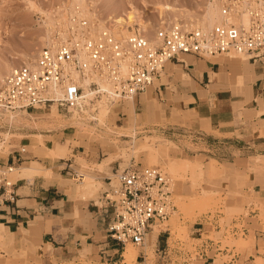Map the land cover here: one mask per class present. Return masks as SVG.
Returning <instances> with one entry per match:
<instances>
[{"label":"rangeland","instance_id":"374dc122","mask_svg":"<svg viewBox=\"0 0 264 264\" xmlns=\"http://www.w3.org/2000/svg\"><path fill=\"white\" fill-rule=\"evenodd\" d=\"M79 1L94 13L89 18L88 14H84L87 28L92 34L108 28L118 36H127L130 32L139 30L158 45L171 25L177 23L184 26H194V23L196 25L198 19H201L206 12L207 3L212 0ZM70 4H74L73 0H0V72L5 73L12 62L16 67L22 65L25 60L32 63L39 51L47 46L44 45V41L48 33L57 41V36H60L59 29H65L61 24L63 13ZM77 5L80 6L78 9H85L79 3ZM131 14H136L140 18L129 19L130 22L123 21L126 25L115 22L119 16L127 18ZM51 18L59 22L51 25ZM139 19L148 22L147 30L140 29ZM123 26L127 28L126 33L122 32ZM228 55L229 53L218 54L215 55L216 57L206 55L202 58L237 62L235 65H239V71L244 75L248 69L245 64L251 59L247 55L235 52ZM167 65L169 62L166 63ZM225 68L229 73L234 69ZM161 75L163 79L159 80L157 77L142 93L144 97L150 98L154 88L160 86L161 82H166L167 77L163 71ZM235 80L239 85L237 87L239 93L247 96L246 85H240L239 77ZM91 88L94 90L95 87ZM172 89H175L173 82ZM83 93H86L85 88ZM103 98L109 106V112L105 116L100 114L98 104ZM127 98L111 99L101 93L94 94L89 105L85 104L84 107L79 106L76 109L58 107L57 104L45 108L11 111L0 109V154L14 150L22 154L21 160L12 166L14 170L11 171L10 167L6 166L0 168V174L8 176V181L15 182L19 177L33 176L37 173L45 172L50 175L52 168L47 167L48 165L54 164V168H57L59 165H65L63 163L67 160L73 161L75 169L84 175L85 180L72 179L71 183L79 189L81 195L87 197L100 190L102 183L96 179L98 176L108 175L112 178L113 185L119 183L117 175L112 170L115 161L121 162L120 169L130 164L157 165L169 173L174 180L173 200L176 209L168 220L155 227V232L151 234L146 246L127 243L126 249L132 246L136 255L131 257L127 254L128 257L126 255L128 251L125 250L126 264H142L145 259L137 258L141 249L146 252L144 264L163 262L164 264H189V262L201 264L204 260L197 246L209 238L214 239L215 242L220 241L222 248L229 246L235 253L251 248L253 240L242 233L233 234L229 225L243 215L244 226H248L247 222L251 220L255 224L260 223L258 225L264 229V197L254 192L252 188V181L255 179L259 181L262 178L252 173L258 169L259 160L255 157L251 158L248 170L240 171L226 159L213 161L212 157L197 155L200 149L196 147L192 155L186 150V147H191L188 141L178 143L158 131L147 130L149 128L146 124L149 121L141 120V116L136 111L131 120V104ZM134 98L135 105L137 96ZM11 113L16 114L20 121L14 120L15 122L11 123L6 117ZM156 121L158 124L162 123L160 119ZM176 122L171 121L168 125L174 126ZM179 122L183 125L189 123L188 116L184 115L183 120ZM145 144L150 145V149L143 148ZM23 148L26 150L22 151ZM49 148H53L54 151H49ZM185 160H197L203 163V175L186 167L183 163ZM28 165H33L35 168L27 171L23 167ZM89 182L92 185L85 187V183ZM246 186H250V194L244 190ZM204 191L208 193L205 194ZM196 221H204L208 226L206 229L208 231L200 235L202 238H197L198 235L194 233ZM159 232L165 233L170 246L178 248L179 252H175L170 261L163 259L162 253L158 251L162 244L156 242ZM2 248L0 237V249ZM213 250L215 264H224L229 256L222 252L216 253L215 248ZM2 259L3 256L0 254V264H3ZM255 264H264V260L257 257Z\"/></svg>","mask_w":264,"mask_h":264},{"label":"crops","instance_id":"0c3cea01","mask_svg":"<svg viewBox=\"0 0 264 264\" xmlns=\"http://www.w3.org/2000/svg\"><path fill=\"white\" fill-rule=\"evenodd\" d=\"M235 64L232 60L189 54L170 61L163 69L166 82L154 88L152 99L140 93L135 105L130 101L131 120L136 111L141 120L149 121L147 130L158 131L178 143L188 141V153L194 155L196 147L200 149L197 155L212 157L213 161L226 159L240 171L248 170L251 158H257L258 169L252 173L262 178L251 183L254 192L264 197V53L246 62V75ZM225 67L234 69L229 73ZM236 77L240 85H246L247 96L239 93ZM184 115L189 123L183 125L179 120ZM157 119L162 123L158 124ZM171 121L178 123L170 126ZM16 152L1 153L0 168L12 167L21 160L22 154ZM63 164L57 168L48 165L52 168L50 175L43 172L19 177L9 185L8 176L0 174L3 264H126V246L107 233L111 211L101 206L112 178L98 176L100 190L85 197L71 183L75 162L67 160ZM120 167L121 162L115 161V175L118 169L122 170ZM249 187L244 190L250 194ZM247 224L245 236L253 240V245L238 253V264H255L257 257L264 260V229L251 220ZM207 228L206 222L196 221L197 238ZM156 242H162L159 251L165 246V233L159 232ZM213 252L209 250V257H203L201 264H215ZM139 257L146 261L143 249L138 252Z\"/></svg>","mask_w":264,"mask_h":264},{"label":"built area","instance_id":"2783aa9c","mask_svg":"<svg viewBox=\"0 0 264 264\" xmlns=\"http://www.w3.org/2000/svg\"><path fill=\"white\" fill-rule=\"evenodd\" d=\"M218 1L220 22L210 29L171 25L158 45L139 30L127 36H118L108 28L92 34L86 19L75 12L67 40L43 47L32 63L17 66L5 77L0 84V108L11 111L53 104L78 106L84 87L73 77V70L105 77L112 85L109 94L118 100L146 91L161 75L166 62L183 55L204 57L235 52L255 60L264 53V0ZM90 86L95 87L96 95L103 92L95 80ZM71 170L73 179H83L77 169ZM116 173L119 183L113 185L110 180L101 200V206L111 211L108 236L122 247L128 242L144 245L153 226L168 220L176 209L174 180L157 165L130 164ZM243 221L241 215L229 225L233 234H245ZM168 240L167 237L159 252L170 261L179 251ZM220 245V241L209 238L197 250L202 257H209V250L215 248L216 253L229 256L224 264H238V253Z\"/></svg>","mask_w":264,"mask_h":264},{"label":"bare ground","instance_id":"6f19581e","mask_svg":"<svg viewBox=\"0 0 264 264\" xmlns=\"http://www.w3.org/2000/svg\"><path fill=\"white\" fill-rule=\"evenodd\" d=\"M73 3L74 4H70V7H68V6H66V9H65V12L63 13L64 15H63V18L61 19V24L62 25H64V30H61V29H59V34H61V36H60V38L59 39H57V41H56V38H54L53 36H51L50 35V33H48V36L45 38V40L46 41H44L45 43H44V45H47V46H55L56 44H58L60 41H62V40H67V35L68 34H66L67 32H68V30L70 29V27L72 26V20H71V16L75 13V12H80L79 14H81V15H83V17H86V16H84V14L86 13V15L88 14L89 16H87L88 18L90 17V15H91V17H92V15H94V13H93V11H91V9H86L87 7L85 6L84 7V4L83 3H81L79 0H73ZM77 3H79V5H81V6H83V8H85V9H78V8H80V6H78L77 5ZM75 5V6H74ZM73 6H74V9H73ZM120 6V5H119ZM137 18V17H139L138 15H136V14H131V15H129L127 18L126 17H120L119 16V18H115L117 21H115V22H117V23H121V24H125V22H123V21H128L129 19H133V18ZM140 18V17H139ZM199 20V22L197 21L196 22V25H195V23H194V26H200V27H202V28H204V29H210L214 24H216V23H218V22H220L221 20H222V11H221V8H220V4H219V1L218 0H212V1H210V2H208L207 3V8H206V12L203 14V17L200 19H198ZM139 21L140 22H138V23H140V29H144V30H147V28H148V22L146 23V21H143V20H141V19H139ZM196 21V20H195ZM55 22L57 23V22H59L58 20H55V19H52L51 18V25L54 23L55 24ZM129 22H130V20H129ZM105 23V22H104ZM107 23V22H106ZM127 23V22H126ZM177 24H179V23H177ZM126 25V24H125ZM101 26V25H100ZM52 27V26H51ZM102 27V26H101ZM49 28V27H48ZM126 29L127 28H124V26H123V33H126ZM65 30H67V31H65ZM98 30V29H97ZM129 30V29H128ZM158 32V31H157ZM141 33L142 34H144L143 33V31H141ZM145 35V34H144ZM146 36V35H145ZM53 37V38H52ZM58 37V36H57ZM153 39V38H152ZM161 40V39H160ZM154 41V40H153ZM157 42V41H156ZM155 43V42H154ZM230 53H232V52H230ZM230 53H229V55H230ZM83 55V54H82ZM228 55V56H229ZM84 57H86V55H83ZM215 56V55H214ZM249 58V57H248ZM168 62H170V61H168ZM14 62H12V64L10 63V65L8 66V69H7V71H5V73L4 72H0V84L3 82V80L5 79V77L4 76H6V75H8L13 69H15L16 68V64L14 63ZM24 63H31L30 61H26L25 60V62ZM24 63H22V64H24ZM167 63V62H166ZM165 66H166V64H165ZM165 68V67H164ZM163 68V69H164ZM163 69H162V71H163ZM3 71V70H2ZM161 71V72H162ZM7 73V74H6ZM72 74H73V77L81 84V85H83L84 86V88H85V92L86 93H82V97L80 98V101H79V105L78 106H73V107H70V109H76V108H78L79 106H82V107H84V105L85 104H87V105H89V103H90V100L93 98V95L95 94L96 95V91L95 90H93L91 87H90V82L92 81V80H95V81H97V82H99V84H100V88H101V90L103 91L102 92V95L103 96H105V95H108L111 99H112V97H111V95L109 94V92L111 91V83L109 82V80H107L105 77H102V76H100V75H98V74H85V75H83L82 73H80L79 71H76V70H73L72 71ZM82 79H83V81H82ZM84 92V91H83ZM106 93V94H105ZM129 101H132V102H134L135 101V98L134 97H128L127 98ZM98 104H99V107H100V114L101 115H106L108 112H109V106L105 103V101H104V98L102 99V100H99V102H98ZM57 107V106H56ZM51 108V107H50ZM1 109V108H0ZM52 109V108H51ZM53 109H55V108H53ZM99 112V111H98ZM100 115V116H101ZM6 117H8V119H9V121H11V123H12V121H14V120H19L18 119V117H17V115L16 114H14V113H11L9 116H6ZM7 119V118H6ZM21 119V118H20ZM20 121V120H19ZM18 121V122H19ZM15 122V121H14ZM7 135V134H6ZM143 148H145V149H150V145H148V144H145L144 146H143ZM49 151H54V149L53 148H49ZM52 155H53V153H51ZM176 162V161H175ZM177 162H179V161H177ZM176 162V163H177ZM182 163V162H181ZM184 165L186 164V167H188V168H190V170L191 171H198V173H200V175H203V173H204V167H203V163H201V162H199V161H197V160H185L184 162ZM180 166H181V164H180ZM185 167V168H186ZM25 170H27V171H30V170H32V169H34L35 168V166H33V165H28V166H24L23 167ZM9 170H14L13 169V167H10L9 168ZM83 180H85V179H83ZM82 180V181H83ZM11 182V181H10ZM84 182V181H83ZM86 185H92L91 184V182H89V183H85V187H86ZM205 192V191H204ZM208 192L206 191L205 192V194H207ZM181 196V195H180ZM206 196V195H205ZM180 198V197H179ZM184 201V200H183ZM183 203V202H182ZM161 224V223H160ZM157 225H159V224H157ZM157 225H155V226H153V228H152V230L149 232V234H148V236H147V239H146V242H145V244L147 245L148 244V242H149V240H150V236H151V233H152V231L155 229V227L157 226ZM157 229V228H156ZM154 233V232H153ZM144 244V245H145ZM131 247V248H130ZM128 249H126L127 251H128V253H126V255L127 254H129L131 257H133V256H135L136 255V251H135V249H133V247L132 246H130ZM128 256V255H127ZM129 257V256H128ZM132 260V259H131Z\"/></svg>","mask_w":264,"mask_h":264}]
</instances>
